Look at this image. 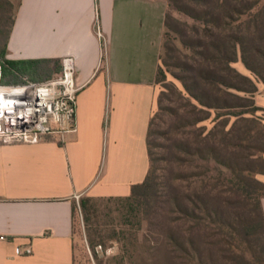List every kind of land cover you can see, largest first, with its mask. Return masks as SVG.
Listing matches in <instances>:
<instances>
[{"label":"crops","instance_id":"obj_1","mask_svg":"<svg viewBox=\"0 0 264 264\" xmlns=\"http://www.w3.org/2000/svg\"><path fill=\"white\" fill-rule=\"evenodd\" d=\"M167 12V0L18 1L6 58L71 57L80 90L76 129L63 142H0V264H74V203L127 197L146 180Z\"/></svg>","mask_w":264,"mask_h":264},{"label":"trees","instance_id":"obj_2","mask_svg":"<svg viewBox=\"0 0 264 264\" xmlns=\"http://www.w3.org/2000/svg\"><path fill=\"white\" fill-rule=\"evenodd\" d=\"M167 2L168 10L173 5L178 12L193 19L199 17L195 11L200 7L202 13L200 20L205 27L203 42L196 46L192 45L193 48L202 49L198 52L202 62H197L191 57L190 62L187 64L185 62L182 68H178L180 74H172L183 88L184 95L182 92L177 93L198 114L197 118L191 120L192 122L184 125V128L190 129L208 119L210 113L207 110L223 109L228 103V97L233 95L230 90L235 89L249 94L257 92V86L250 78L236 73L232 68V64L237 62L238 54L245 67L264 84V1L167 0ZM188 3L193 6H188ZM197 5L200 6L196 7ZM12 17L5 31L0 28L3 35L0 47L2 77L26 76L38 67L51 64L59 67L61 65L59 60L10 61L6 58V43L13 23ZM169 21L167 13L162 49L168 52L170 49L165 41L169 36L167 31L170 27ZM161 63L169 66L162 55ZM165 78L166 75L160 65L156 83L163 82ZM236 78L247 84L245 90L233 83ZM165 96V92L158 96V110L150 121L148 138L152 134L151 128L155 118L164 110L162 102ZM192 101L197 104L194 105ZM176 115L179 118L184 117L179 115L178 111ZM206 138L207 136L201 142L207 140ZM199 151L202 153L187 140L170 141L166 148V161L169 166L168 185L159 196L149 191L150 166L146 180L134 186L127 197H81L73 206V233L78 216L81 215L90 245H102L97 242L99 238L96 236L97 233L93 235L89 231H92V225H99V216L102 213L114 212L124 228H121L120 232L112 229L110 237L117 239L122 235L131 246L134 240L138 241L141 238L143 240L141 251L137 250V253L149 256L153 264H264V216L260 203L264 197V184L248 173L246 177L237 179L235 185L237 200L228 202L222 196L224 190H218L219 184H209L205 180L199 183L198 179H195L201 176L198 174L190 177L193 180L189 186L192 185L194 188L190 187V190L180 194L173 184V164L175 161H185L181 158L182 155L195 156L194 154H198ZM233 208L240 212H233V221H230V215L227 213ZM140 234L142 235L139 236ZM153 234L154 236H151Z\"/></svg>","mask_w":264,"mask_h":264},{"label":"rangeland","instance_id":"obj_3","mask_svg":"<svg viewBox=\"0 0 264 264\" xmlns=\"http://www.w3.org/2000/svg\"><path fill=\"white\" fill-rule=\"evenodd\" d=\"M18 1L0 0V28L2 31H5L9 26ZM188 6L192 7L193 5L188 3ZM198 6L200 5L196 7ZM167 13L170 18V27L167 30L169 36L166 37L165 42L170 52L162 49V56L169 66L166 67L161 63L166 78L163 82L157 83L158 96L161 92H165L166 96L162 102L164 110L155 118L151 128L152 134L148 138L151 163V188L149 191L151 194L159 196L163 194L168 185L167 170L169 166L166 161V148L170 145V141L173 139L181 142L187 140L194 148H199L202 153L199 151L198 154H194L195 156L190 154L184 157L182 155L181 158L185 161L174 162L173 184L178 192L183 194L190 190L192 185L189 186V183L193 180L190 178L191 175L200 174V177H195L199 183L201 180H205L209 184H219L218 190L225 192L222 196L228 202H235L237 200L235 185L238 178H244L248 173H251L264 184L262 181V176H264V153H262L264 151V125L261 121L260 110L255 111L258 108L255 104L258 89L254 94L236 91L235 89L230 90L233 95L228 97V103L223 109L216 111L206 109L210 113L208 119L190 129L184 128V125L192 122L198 114L177 93L182 92L184 95L183 88L172 74H180L178 68H182L185 62L186 64L190 62L191 57L197 62H202V57L198 54L202 49L193 48V46L203 42L205 27L200 20V16H202L200 7L195 11V14L199 16L195 19L178 12L173 5ZM2 36L0 33V47ZM232 68L236 73L250 78L257 88H264V84L242 63L240 54H238L237 62L232 64ZM60 71L61 65L58 67L51 64L38 67L33 70V73L26 76L2 77L0 69V86L18 88L29 83L42 84L56 78ZM233 83L240 89L245 90L247 88V84L240 78L234 79ZM192 103L197 104L194 101ZM157 110L156 107L154 115ZM177 111L179 115L184 117L179 118L176 115ZM202 117L206 118L207 115H202ZM206 136L207 140L201 142ZM196 143L199 144L196 145ZM196 150L198 151V149ZM199 183L198 187L200 186ZM233 212L240 211L234 208L229 209L227 214L230 215V221H233ZM99 222V225H92V231L89 232L93 235L97 233L96 236H99L97 242L102 245L92 246L82 217L81 215L78 216L74 231L76 264L154 263L149 256L137 253V250L138 252L141 251L143 243L141 238L138 241L134 240V242L132 240L133 247L128 244V240L122 238V235L117 239L110 237L109 234L112 229L120 232L119 230L124 228L116 213H102L99 216Z\"/></svg>","mask_w":264,"mask_h":264},{"label":"built area","instance_id":"obj_4","mask_svg":"<svg viewBox=\"0 0 264 264\" xmlns=\"http://www.w3.org/2000/svg\"><path fill=\"white\" fill-rule=\"evenodd\" d=\"M94 29L102 38L100 25ZM16 89H22L20 100L9 98ZM76 65L71 57L61 62V73L42 83H29L18 88L0 86V142L3 144H37L46 136L57 135L63 142L65 135L74 133L77 94ZM32 253L30 248L25 255Z\"/></svg>","mask_w":264,"mask_h":264},{"label":"bare ground","instance_id":"obj_5","mask_svg":"<svg viewBox=\"0 0 264 264\" xmlns=\"http://www.w3.org/2000/svg\"><path fill=\"white\" fill-rule=\"evenodd\" d=\"M9 98L13 100H20L21 98H24L22 89H16L15 91L11 92L9 94Z\"/></svg>","mask_w":264,"mask_h":264}]
</instances>
